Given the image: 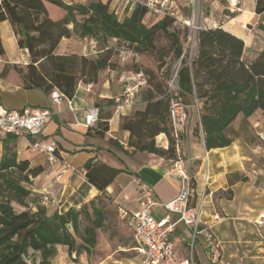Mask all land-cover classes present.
<instances>
[{"label":"crops","instance_id":"obj_1","mask_svg":"<svg viewBox=\"0 0 264 264\" xmlns=\"http://www.w3.org/2000/svg\"><path fill=\"white\" fill-rule=\"evenodd\" d=\"M65 1L88 3L94 0ZM211 2L212 14L207 17L242 38L245 42L243 59L246 62L253 61L264 49V30L256 23L261 19L255 13L257 0ZM134 7L131 2L123 0H115L112 5V9H116L120 17L130 15ZM213 10L216 17L213 16ZM151 15L147 14L145 19ZM3 29L17 45L18 55L16 59L10 58L6 53L0 56V103L10 110L30 106L51 111L49 122L39 133H27L17 137L15 142L19 159H27L32 168L42 169L29 185L32 191L31 209L36 210L41 205L42 195L50 192L59 198L60 203L58 206L48 207V214L64 212L72 207L81 208L89 205L91 201H95V205L105 211L106 219L103 227L97 230V243L91 253L83 252L78 261H74L68 247L58 245L53 264H142L143 255L136 250L133 232L122 218L120 209L138 211L139 190L146 183L152 188L159 202L154 209V215L160 219H177V215L170 213L163 203L179 195L182 181L173 170V160L136 150L131 143V132L122 127L124 118L133 116L137 109L145 107L142 92L133 106H125L122 102L125 83L133 79L137 71L130 65V61L112 56L111 64L99 73L96 83L80 82L73 98L56 104L43 89L27 87L16 72L12 71L7 76L1 75L6 63H30L28 53L18 46V37L12 24L9 21L0 22L1 40H4ZM116 41L111 40L110 46ZM97 47L98 45L93 46L92 39L72 36L63 38L56 52L77 53L94 58L101 52ZM93 106L100 108V114L94 125L88 127L86 115ZM260 115L264 117L261 110L251 117L240 114L228 130L239 119L251 120ZM199 122L200 120L188 127L187 121L178 147V155L183 159L186 172L193 181L192 202L200 201L205 191L203 220L212 225L216 239L213 251L203 237L196 240V264H235L234 259L230 258L235 253L230 254V251H238L237 244L242 240L249 248L247 252H250L242 261L245 264H264V246L259 245L261 241H258V237L264 240V227H257L253 223V219L259 217L264 209V166L261 153L243 134L231 137L233 141L229 146L208 150L203 132L195 134ZM260 123L264 126V119L261 118ZM102 124L108 126L104 134H100ZM5 137L0 136V158L4 153ZM36 139L56 140L59 156L75 170L58 178L61 164L52 163L47 155L37 152L32 146ZM156 143L165 149L169 147V139L164 133L156 136ZM90 169H94L101 178L110 180L104 192L88 179L87 172ZM115 169L119 172L114 173ZM88 211L92 213L91 206ZM171 239L177 257L187 258L192 230L179 223L172 232ZM210 253L218 254L219 257L223 253L224 257L229 255L225 260L218 259V263H214L209 261Z\"/></svg>","mask_w":264,"mask_h":264},{"label":"trees","instance_id":"obj_2","mask_svg":"<svg viewBox=\"0 0 264 264\" xmlns=\"http://www.w3.org/2000/svg\"><path fill=\"white\" fill-rule=\"evenodd\" d=\"M114 1L1 0L0 22L12 24L18 46L31 59L28 64L6 63L1 75L14 71L27 87L41 88L49 94L58 88L71 99L80 82L96 83L99 73L111 64V40L128 46L136 54H152L167 86L158 83L156 88L144 89L145 107L124 118L122 127L131 132L136 150L173 161L179 155L167 90L179 61L178 97L185 106L198 109L200 122L195 134L203 132L208 150L231 145L233 139L227 130L240 114L251 117L258 110L264 112V49L253 61L246 62L244 40L220 25L198 32L196 54L189 62L184 56L188 27L176 28L171 16H159L148 25V9L141 4H136L130 15L120 17L112 9ZM255 13L261 17L256 22L258 27L264 30V0H257ZM74 35L96 40L101 52L94 58L77 53L58 54L56 49L62 39ZM1 41L0 37L3 55ZM101 130L100 134H104L108 126L102 124ZM161 133L169 139L166 149L156 143V136ZM16 138L11 133L6 135L0 158V264H53L58 245L67 246L70 256L78 261L83 252L91 253L95 248L97 230L106 219L104 209L91 201L81 208L52 214L41 205L32 210L29 185L42 169L32 168L27 159H19ZM87 177L102 192L110 183L94 169L87 172ZM16 205L23 209L18 210Z\"/></svg>","mask_w":264,"mask_h":264},{"label":"built area","instance_id":"obj_3","mask_svg":"<svg viewBox=\"0 0 264 264\" xmlns=\"http://www.w3.org/2000/svg\"><path fill=\"white\" fill-rule=\"evenodd\" d=\"M123 1L147 7L148 14L171 16L175 19L174 25L180 21L179 18L182 12L176 0ZM188 6L192 11V19H183V22L189 29L187 38L189 41L193 39L196 41L198 32L202 29L220 26L216 20L203 15L202 0H189ZM92 44L96 47L98 42L92 39ZM123 53L137 55L133 50L124 51ZM148 88H152L148 76L143 71H138L133 79L125 83L123 104L125 106H133L137 102V96L144 89ZM179 92L177 69L168 81L167 90V94L171 96V123L177 151L182 131L188 121L186 106L178 97ZM50 98L56 104H61L63 101L69 99L58 88H54L51 91ZM195 101L198 106V100L195 99ZM99 114L100 108L98 106L91 107L86 115V125L88 127L93 126L98 120ZM50 118L51 111L49 109L26 106L21 109L10 110L0 103V136H6L11 133L17 137H22L27 133H39L49 122ZM259 134L262 144H259L257 149L261 153L264 166V133ZM32 146L37 152L47 155L50 162L61 164L62 169L58 174V178H61L68 171L75 170L71 164L59 156V147L56 140L36 139L33 141ZM173 170L181 177V190L175 199L163 203V206L170 213L176 214L177 219L169 217L160 219L154 215V209L159 205V202L156 200L152 188L146 183H143L139 190L138 200L140 209L135 212L120 209L122 218L133 232L136 250L143 255L142 264H196L194 249L195 242L199 237L205 239L211 251L215 247L216 239L212 231V225L206 224L203 220L205 191L201 195L200 201L197 203L192 202L193 181L186 172L183 159L180 156L174 161ZM205 183L207 187L208 176H206ZM59 203V198L50 192L44 193L40 200L41 206L46 208L58 206ZM179 223L185 224L192 230V239L189 243V256L184 259L177 257L175 245L171 239V234ZM253 223L257 227H264V209L259 217L253 219Z\"/></svg>","mask_w":264,"mask_h":264},{"label":"rangeland","instance_id":"obj_4","mask_svg":"<svg viewBox=\"0 0 264 264\" xmlns=\"http://www.w3.org/2000/svg\"><path fill=\"white\" fill-rule=\"evenodd\" d=\"M176 1L178 3L182 13L180 14V18H179L180 21L178 24H175L176 25L175 27L182 30L185 27H188L186 24H184L183 19H186V20L192 19V11L188 6L189 0H179V1L176 0ZM211 3H212L211 0H202V11H203L204 16H209L212 14L211 13V11H212ZM214 13H215V11L213 10V14ZM123 16L124 15H122V17ZM213 16L216 17L215 14ZM158 17H159V15L152 14L149 18L145 19V22H146V24L150 25L153 22H155ZM223 18H224V16L222 17V19ZM3 36H4V38H3L4 40H2L1 42H2L3 49H4V53H6L10 58L16 59L17 58L16 55H18L17 45L12 41L9 34L4 29H3ZM74 36H76V35H74ZM112 47H113V53H114L113 56L116 58L123 57L126 60L130 61L129 63H130V65L133 66L135 71H137V72L143 71L148 76L149 83H150L152 88H154V87L156 88V85L158 83H163L165 86H167L166 81H164L162 78L161 72L158 71L157 62H156V60L152 54L133 55L130 53H123L124 51H130L131 49L128 46L121 44L117 41L114 44H112ZM97 50H101V47L98 46ZM196 50H197V40L195 41L193 39L192 41H189L187 39V42L185 44L184 56L186 57V59L189 62L195 56ZM0 56H2V55H0ZM113 63L114 62H112V64ZM180 66H181V62L179 61L174 66L172 73H174L177 69H179ZM186 110L188 113L187 126L189 127L192 124L199 121V112H198V109L196 108V106L194 107L191 105H187ZM261 115L258 118L255 117V118H252L251 120H248L246 118L239 119L238 121H236L235 125L232 126L227 131V135L229 137L235 138L236 136L243 134L244 137L248 140V142L251 145L258 146L259 144H262V139H261V136L259 133H264L263 123H260L261 118L264 119V117ZM255 120H258V121H255ZM16 208L18 210L23 209L22 207H20L18 205H16ZM251 237L254 238V236L252 234H251ZM251 237H249V238H251ZM252 241L254 242L255 239H252ZM258 241H261V244H259V245L264 246V240L261 239V237H258ZM195 244H196L195 248H198V245H197L198 241H196ZM236 248H238L239 250L237 251L236 249H234V251H230V254L235 253V255L230 257V258L234 259L235 264H245V261H242V259L246 258L245 256L248 253H250V252H247V250L249 248H247L245 246L243 240L237 244ZM251 253H254V252H251ZM228 255L229 254H226V257ZM226 257H224V253H223V256H221V257H219L218 254L214 255V253H210L209 261L214 262V263L215 262L218 263V259L219 260L220 259L225 260ZM196 262H197V258H196Z\"/></svg>","mask_w":264,"mask_h":264},{"label":"water","instance_id":"obj_5","mask_svg":"<svg viewBox=\"0 0 264 264\" xmlns=\"http://www.w3.org/2000/svg\"><path fill=\"white\" fill-rule=\"evenodd\" d=\"M68 228H69V229H72V225H68Z\"/></svg>","mask_w":264,"mask_h":264}]
</instances>
